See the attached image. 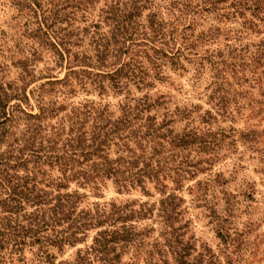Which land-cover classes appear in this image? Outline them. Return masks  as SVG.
Returning a JSON list of instances; mask_svg holds the SVG:
<instances>
[{
    "label": "trees",
    "instance_id": "trees-1",
    "mask_svg": "<svg viewBox=\"0 0 264 264\" xmlns=\"http://www.w3.org/2000/svg\"><path fill=\"white\" fill-rule=\"evenodd\" d=\"M0 5L17 11L14 48L0 62V238L13 247L30 239L46 248L48 258L49 248L74 245L95 229L86 254L67 264L203 262L204 250L184 239L178 225L183 199L168 184L200 171L206 172L199 181L206 190L225 185V174L237 173L240 158L230 157L226 170L213 167L228 153L237 154L238 140L256 154L264 181V129L251 124L236 139L237 128L225 125L236 123L234 113L247 121L264 119V0H0ZM204 13L221 23L226 18L257 41L228 46L227 52L203 49L221 32L213 26L196 33ZM183 60L198 63L197 74L207 61L214 74L203 91L209 108H187L177 132L168 128L174 119L158 114L167 95L152 90L164 82L168 64L185 69ZM227 65L234 72L239 66L245 82L252 74L259 97L248 92L251 100L242 103L226 88ZM76 84L92 97L75 100ZM166 143L170 153L179 148L193 154L176 178L170 175L173 170L177 175L175 159H155ZM148 184L161 194L158 206L88 201L105 197L110 185L122 195L138 188L147 193ZM23 201L36 206L26 224L17 210ZM233 208L226 207L217 236L236 254L248 225L235 221ZM155 210L158 225L149 228L144 222Z\"/></svg>",
    "mask_w": 264,
    "mask_h": 264
},
{
    "label": "rangeland",
    "instance_id": "rangeland-1",
    "mask_svg": "<svg viewBox=\"0 0 264 264\" xmlns=\"http://www.w3.org/2000/svg\"><path fill=\"white\" fill-rule=\"evenodd\" d=\"M14 16H17V11L15 9L10 6L4 7L0 5V62H5V57H9L10 55L8 49L14 48V43L11 41L12 35L17 31ZM222 20L224 21L223 23L216 20L213 15L207 13L198 17V23L200 25L197 26L196 33L202 29H208L213 26L221 28L220 34L213 36L212 40L214 42H206L203 45V49L209 48L212 51H217L218 48H220L222 51L227 52L231 49L228 46L236 45L239 48V43H254L257 41L258 38L255 34L246 33V31L238 32V30L242 29L232 26L226 18ZM201 24L203 26H201ZM171 46H173V44H171ZM182 62L185 69L172 68V66L168 64L165 67L166 77L164 82H158L156 88L152 90L153 93L159 92L167 95L165 99L168 103L164 105L166 108L163 107L160 109L158 114L161 117L160 119L165 118L166 115L167 119H174V122H172L168 128L170 130H176L177 132L180 131L181 126L184 124V122L181 124V121L178 122V120L182 117L187 108H191L192 105L196 104L201 105L204 109L209 108V105L205 103L206 96L203 91L211 82V77L214 74L211 69V64L207 61L203 60L204 66L202 68L199 66L201 74H197L196 68H198V63L193 64L185 60ZM227 67H229V65H227ZM238 69L239 71L234 72L232 68H228L225 74L228 83L224 86L238 93L237 97L242 103H248L249 100H251V97H247L248 92L253 91L256 94L255 96L259 97L258 89H253L257 88L259 84L256 80L252 79V74L249 75L250 79L248 82H245L244 79H239L242 72L239 66H237V70ZM261 70V68L258 69L257 74H260ZM65 72L66 70L62 73V77L65 75ZM256 78L258 77L256 76ZM76 90L78 91L76 92V96H74L75 100L91 96V94L90 96L87 95L80 85H77ZM110 99L111 101H116L113 97ZM153 112L154 111H152V114ZM242 112L243 110L241 113ZM234 117L236 123H225V125L230 124L237 128V132L234 133L235 136H233V138L238 139L240 137V130L251 124H255V129L259 132L264 129V119L247 121L245 115L236 113H234ZM152 145L155 146V142H153ZM261 147H264V144H261ZM114 148L115 147H113V149ZM158 148L160 149L158 151L160 153L158 155L155 154V159H160L162 163L163 159L169 160L173 158L176 161L177 175L175 170H173L170 172L172 178L178 177V173H180V168L178 167H185V164L190 163L193 157V154L186 153L188 151H185V153L180 152L179 148L170 153V146L168 143H166L163 148L159 146ZM237 148V154L228 153V158L213 167V171H217L220 167L226 170L227 166L225 164L230 161V157L240 158V166H238L237 173H226L225 178H227L229 182L220 186L218 189L206 190V188H203L204 183L199 185V181L204 180L206 174V172L203 173L200 171L195 172V174H185V179L179 183L177 182V184L170 181L168 184L169 191L172 189V192L175 191L177 196L183 199L179 208L182 214L180 215L181 220L178 225L181 226L184 239L186 241L195 242L198 248L204 250L205 258L203 262L199 264H220V262L221 264H226V260L230 258L240 260L241 257L246 258L242 262L243 264H264V181L259 172L260 167L258 166L257 159L253 158L256 154L242 146L239 140L237 141ZM149 151L154 153V150L151 148ZM167 164L169 165L168 162ZM166 167L167 166L164 168ZM252 184L254 185V189L251 191L252 188H250V186ZM147 186V188H149L147 193L152 195H147L141 188L132 190L128 194L124 193L121 195L110 185V187L105 190V197H90L88 201L89 203L93 201L103 203L104 201L109 202L111 200L116 202L120 200L122 202L147 201L151 205L155 204L158 206L161 194L155 190L153 185L148 184ZM175 188L177 189L175 190ZM250 192L253 193L251 194ZM228 199H230L232 204H236L234 208L232 205L226 203ZM179 202L180 200L177 199V204ZM20 206L21 208L19 206L17 207L20 215L19 219L23 220L24 224H26L27 220L25 219L35 212L36 206L31 201H23ZM226 207L233 208L234 215L237 216L235 221L240 223V225H248L246 234L243 238L241 237L239 239L240 241L238 243L242 250L236 252V254L231 253L234 250V246L223 243L217 236V223L222 221V218L224 219L228 216L225 210ZM214 210L215 215L213 214ZM156 212L157 210H155L153 218L144 222L149 228H155L158 225L157 218L155 217ZM6 213L7 212H3L2 215H6ZM96 231L95 229L89 230L88 237L78 241L74 245L66 244L62 249L49 248L51 257L49 256L48 258L43 256V251L46 250V248H40L38 245H31L32 242L30 239H27L26 243L23 245L21 244L20 246L13 247L8 243L7 239L0 238V264H67L69 261H73L78 254H86L87 246L92 244L93 238L96 236ZM152 233L155 235L157 234L154 231H152Z\"/></svg>",
    "mask_w": 264,
    "mask_h": 264
}]
</instances>
